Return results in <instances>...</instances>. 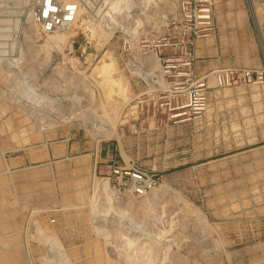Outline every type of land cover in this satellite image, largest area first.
I'll return each mask as SVG.
<instances>
[{"label": "rangeland", "instance_id": "rangeland-1", "mask_svg": "<svg viewBox=\"0 0 264 264\" xmlns=\"http://www.w3.org/2000/svg\"><path fill=\"white\" fill-rule=\"evenodd\" d=\"M5 1L0 11V262L46 264L54 252L64 264H264V84L236 80L234 87L220 90L210 75L209 103L201 115L190 118L188 109L171 113L167 102L158 100L166 96L143 83L139 71L145 64L154 67L146 39L169 36L179 17L178 0H130L128 12L107 23L97 16L105 0H74L85 9L79 25L93 22L71 28L67 33L77 35L65 48L49 44L52 35L33 23L36 0ZM216 2L217 31L197 49L220 50L215 71H264V0ZM107 54L119 68L111 79L125 80L123 88L107 89L118 97L111 105L96 72ZM55 87L60 90L53 97ZM35 96L68 102L42 104L44 116L29 100ZM128 101L122 114L116 111ZM92 108L103 118L99 128L117 124L120 140L92 137L88 127L97 118L90 115ZM174 114L182 116L171 120ZM46 128L55 129L41 132ZM69 145L74 146L70 156ZM109 149L111 163L102 162ZM48 152L56 159L46 161ZM109 166L158 174L162 182L151 205L147 196L138 197L136 202L146 205L130 208L136 195L122 191L115 204L96 201L97 218L96 180L117 189ZM40 229L63 248L45 243Z\"/></svg>", "mask_w": 264, "mask_h": 264}, {"label": "built area", "instance_id": "built-area-1", "mask_svg": "<svg viewBox=\"0 0 264 264\" xmlns=\"http://www.w3.org/2000/svg\"><path fill=\"white\" fill-rule=\"evenodd\" d=\"M5 2L0 0V11ZM216 5V0H178L179 17L171 23L169 36L159 35L146 39L148 55L158 61L159 70L152 71L150 76H143L153 68L145 64L139 71V78L147 86L155 88L157 94L166 96L158 100L167 102L171 113L188 109L187 115L195 118L201 115L209 103L211 88L207 77H200L197 73L196 49L200 40L210 38L217 31ZM79 8L80 3L74 0H36L31 18L43 34L54 35L75 23ZM212 75L220 90L234 87L236 80L247 86L264 84V71L260 69L217 70ZM181 116L174 114L170 118L177 120ZM108 168L110 177L116 179L115 191L118 193H129L132 190L137 197L143 198L159 188L162 182L158 174L135 166H130L126 172L114 166ZM52 224H56V220ZM51 254L52 260L46 264H64L60 254Z\"/></svg>", "mask_w": 264, "mask_h": 264}, {"label": "bare ground", "instance_id": "bare-ground-1", "mask_svg": "<svg viewBox=\"0 0 264 264\" xmlns=\"http://www.w3.org/2000/svg\"><path fill=\"white\" fill-rule=\"evenodd\" d=\"M105 1H106L105 4L97 12V16H99L102 20H105L106 23L107 22H110V21L114 22L115 16L120 15V14H122L124 12L127 13L128 10L131 8V5H132V2L130 0H105ZM151 1L152 0H148L149 3ZM84 14H85V9L83 8V5L81 4L80 5V8H79L78 16H77V19H76L75 23L69 29H66L64 31H61V32L56 33L55 35L50 36V38H49V41H50L49 44H52L53 46H56V47L57 46H63L64 48L67 45L71 44L70 42L73 40V38H76V35L77 34L76 35L73 34V33L72 34H68L67 32L71 28H74L75 30H80L84 26H88L89 24H91L93 22V19L90 22H88L86 20H83L82 21V24L83 25L80 26L79 25V22H80V20H81V18L83 17ZM132 30H134V32H136L138 30V28L132 29ZM70 32H71V30H70ZM93 34L96 35L97 32L94 30L93 31ZM103 34L106 37L109 36V33H107L106 30L103 31ZM134 34H137V33H134ZM131 35H132V33H131ZM118 69L119 68L117 67L116 61H115V59L113 58V56L111 54H107L106 56H104L103 60L99 64V66L96 68V72L98 73V76L97 77H99L101 79L100 86L103 88V91L105 92V96H106L105 99H107V105L108 104L111 105L112 103H115L117 101V99H118V97H115L113 95L112 91H109L108 92L107 89H111L113 86H119L120 88H123L122 85H123V83L125 81V80H123V78H121L119 80H115V79H111V77H110L111 72L118 71ZM158 70H159V63H158L157 60H154V67L151 69V72H148L147 71V73H146L145 76H150L153 73L152 71H158ZM137 73H139V72H137ZM139 74H141V73H139ZM59 90L60 89L58 87L57 88L55 87V88H52L51 89V93H53V97H55V94ZM153 91H154V89H153ZM121 93L124 95V97L126 96L125 95V93H126L125 90L123 92H121ZM27 95L28 94H26V97H28ZM29 100L31 101L32 105H34L35 107H38L37 109H34L36 111V113L37 114L42 113V114H44V116H46L47 110L43 108L42 104H44V106L45 105H52V104L55 105V106L56 105L57 106H63V105H65L68 102V99H64V98H61V99L55 98V99H53V98L44 97V96H42V97L35 96L34 98L29 97ZM129 104H130V101L126 102L122 106H117L116 111H118V112H120L122 114V112L126 109L127 105H129ZM90 112H93L92 114H90L91 116H96L97 117V118L96 117H93V118H96L94 121H92V119L90 120V122H92V124H90L89 127H88L90 129V133L92 134V137L94 139L97 140V139H102V138H106V137H109L110 138L111 136H115V138L117 140H120L122 134L120 135V133H119V131L117 129L118 128L117 127V124L115 122L111 123V127L109 126L107 128V130H104L103 128H99V122H100L99 120L100 119H103V118H100V116H99L100 114L98 116L96 115V114H98L97 113V109L92 108V110ZM90 115H88V116L90 117ZM81 116L78 117V118H80L82 120V117ZM38 117H43V115H39ZM53 129H55V128H53ZM53 129L52 128H46V129H43V130L40 129V130L43 133H47V132H49V131H51ZM158 190L159 189H155V190H153L152 192H150L147 195V202H146V204L151 205V199L150 198H151V196L153 194L156 195L157 192H159ZM167 190L168 189L165 188V187L163 189H161V195L162 196L166 195ZM94 191H95L94 192L95 193V195H94L95 197H94L93 200H94L95 216L97 218H99L101 216L100 215L101 214V209L99 208L100 207V204H97V205L95 204L96 201H99L100 203H102V201H103V202H105L107 204L108 203H114L115 204V202L118 199L117 198V195H118L117 193L118 192H116L114 189H112L111 184L108 181H106L105 179L102 180V181H97L96 180L95 186H94ZM131 198H132V201L129 203V207L130 208H133V209H135V208L138 209L139 208V209H141L143 205H146V204L137 203L136 202V199L138 198L137 196H132ZM118 201H119V199H118ZM39 233H40V236L43 238V241L45 243L46 242L47 243L50 242L53 245L54 248H57L58 246L63 248V244L60 243L56 237H50V236L44 235L43 234V231L41 229H40ZM56 254H59V253H56ZM6 259H7V261H10V262H8V264H11V263L14 262L13 258H6ZM0 263L1 264H6V263H4L2 261Z\"/></svg>", "mask_w": 264, "mask_h": 264}, {"label": "crops", "instance_id": "crops-1", "mask_svg": "<svg viewBox=\"0 0 264 264\" xmlns=\"http://www.w3.org/2000/svg\"><path fill=\"white\" fill-rule=\"evenodd\" d=\"M199 48V47H198ZM200 50H196V68H197V73L200 77H208L213 74L215 71V68H219V63H220V50L215 49L213 46H207L204 48V46L200 47ZM212 59L213 61H207ZM218 59V60H215ZM74 153V146L69 145L67 148V155L70 156V154ZM106 154L101 155L100 159L102 162L106 163H111V161H106L110 158L111 156V150H107L105 152ZM93 157V155H92ZM56 159V156L54 152H48V159L46 161H51ZM105 160V161H104ZM18 163L21 165V160L18 159ZM23 165V164H22ZM108 168V167H106Z\"/></svg>", "mask_w": 264, "mask_h": 264}]
</instances>
